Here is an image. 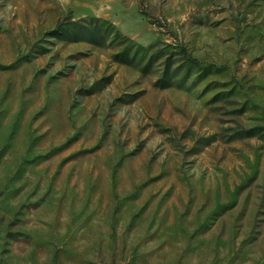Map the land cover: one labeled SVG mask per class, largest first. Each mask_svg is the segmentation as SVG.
I'll return each mask as SVG.
<instances>
[{"label": "rangeland", "instance_id": "obj_1", "mask_svg": "<svg viewBox=\"0 0 264 264\" xmlns=\"http://www.w3.org/2000/svg\"><path fill=\"white\" fill-rule=\"evenodd\" d=\"M0 264H264V0H0Z\"/></svg>", "mask_w": 264, "mask_h": 264}, {"label": "trees", "instance_id": "obj_2", "mask_svg": "<svg viewBox=\"0 0 264 264\" xmlns=\"http://www.w3.org/2000/svg\"><path fill=\"white\" fill-rule=\"evenodd\" d=\"M182 53L184 55V58H185L186 62L190 66H193V67H195V68H197L199 70H207V69L211 68V65L210 64H203L196 57H194L189 52H187V50L182 49Z\"/></svg>", "mask_w": 264, "mask_h": 264}]
</instances>
